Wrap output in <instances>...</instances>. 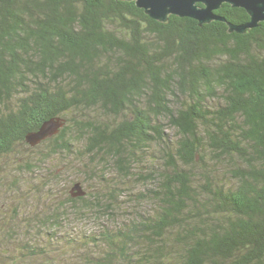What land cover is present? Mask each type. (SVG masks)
<instances>
[{"label": "trees", "instance_id": "16d2710c", "mask_svg": "<svg viewBox=\"0 0 264 264\" xmlns=\"http://www.w3.org/2000/svg\"><path fill=\"white\" fill-rule=\"evenodd\" d=\"M215 13L0 0V264H264V22Z\"/></svg>", "mask_w": 264, "mask_h": 264}, {"label": "water", "instance_id": "95a60500", "mask_svg": "<svg viewBox=\"0 0 264 264\" xmlns=\"http://www.w3.org/2000/svg\"><path fill=\"white\" fill-rule=\"evenodd\" d=\"M136 6L143 8L152 18L166 21L169 14L191 17L201 25L212 20H224L217 15V10L222 3H228L235 7H242L249 15V20L241 24L228 22L229 31L243 33L249 28L264 22V0H134ZM201 4V5H199ZM63 125L60 118H51L42 123L37 131L26 134V141L30 145H36L47 136L58 131ZM72 195H82L84 190L80 183H76L72 188Z\"/></svg>", "mask_w": 264, "mask_h": 264}, {"label": "rangeland", "instance_id": "374dc122", "mask_svg": "<svg viewBox=\"0 0 264 264\" xmlns=\"http://www.w3.org/2000/svg\"><path fill=\"white\" fill-rule=\"evenodd\" d=\"M127 210L129 211V208H127ZM84 223H67L65 226L67 228L71 227V228H74V231H77L79 230L82 226H83Z\"/></svg>", "mask_w": 264, "mask_h": 264}]
</instances>
